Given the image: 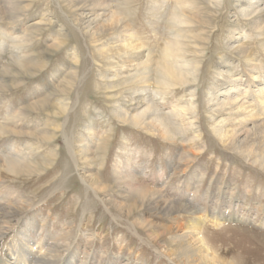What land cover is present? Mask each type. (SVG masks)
Returning <instances> with one entry per match:
<instances>
[{
  "label": "rangeland",
  "instance_id": "obj_1",
  "mask_svg": "<svg viewBox=\"0 0 264 264\" xmlns=\"http://www.w3.org/2000/svg\"><path fill=\"white\" fill-rule=\"evenodd\" d=\"M185 1L181 13L176 0H106L104 7L91 0H0V124L11 127L0 126V260L25 225L35 229V245L45 244L43 253L52 251V264H69L72 255L75 264H184L166 228L176 218L188 226L191 215L119 187L115 166L131 156L148 188L190 203L197 217L210 218L219 203L229 220L208 222L203 236L220 264H264V166L215 132L216 120L230 112L209 103L210 94L233 82L256 90L254 73L264 83V6L259 23L242 13L264 0H220V8ZM115 13L130 33L114 25L92 36L78 22L81 15L86 24H110ZM177 14L190 22L173 21ZM131 42L151 55L144 85L125 83L124 73L134 74L123 66L125 52H106ZM165 62L195 72L197 82L166 87ZM252 94L249 111L257 112ZM141 95L161 108L174 139L123 120ZM192 104L183 118L174 113ZM233 120L221 126L231 129ZM79 139L91 149L86 158L78 154ZM255 151L262 152L258 144ZM91 177L92 184L82 179Z\"/></svg>",
  "mask_w": 264,
  "mask_h": 264
},
{
  "label": "bare ground",
  "instance_id": "obj_2",
  "mask_svg": "<svg viewBox=\"0 0 264 264\" xmlns=\"http://www.w3.org/2000/svg\"><path fill=\"white\" fill-rule=\"evenodd\" d=\"M94 1L97 5L104 7L106 3ZM178 6L180 7V12H185V0H176ZM209 2L213 3L216 7H221L220 0H210ZM261 6L263 4H253L247 6V8L242 9V13L246 16L257 15L256 23H259L263 19V10ZM113 9V8H112ZM208 11L212 10L209 8ZM189 15V14H188ZM109 16H111L109 14ZM108 16V18H109ZM78 22L88 30L92 36H96L98 32L104 30H110L112 26L116 25V27L124 28L126 33H130V26L126 25L125 21L119 17L116 13L113 14L111 20L112 22L109 24L105 23L100 25L99 22H94L91 24L84 23V19L81 15H78ZM110 19V18H109ZM173 21L181 24H185L186 22H190V19L182 14L174 15L172 18ZM196 23V22H195ZM260 25V24H258ZM111 31V30H110ZM102 34V33H101ZM207 40V39H206ZM128 41V39H127ZM174 44H170L169 48L166 50V56H170L172 54ZM244 49V47H240ZM114 51H122L120 53H124V55L128 56L126 64H123L124 68L134 69V74L132 71H127L124 75H127L128 79L125 80V83L129 81L139 80L143 85L146 84V76L151 71V55L146 52L144 45L141 43H126L124 45H117L116 43L112 44L110 48L107 49V53H113ZM254 70H258L257 67H254ZM161 71L164 74V78L162 82L166 87L177 85H187L190 83H196L197 78L195 77V72H190L177 63L165 62L164 65H161ZM231 74V73H230ZM116 76V75H115ZM111 77V76H110ZM235 76H233L234 78ZM253 84L257 85V89L254 90V87H246L243 91L240 87L241 85L233 84L229 85L228 90L222 91L219 89L218 91H214L213 94L209 95V103H212L213 108H217L222 110L223 112H230L229 114H225L226 118L224 120L217 119L215 122V132L219 133L221 138L228 141L233 148L243 151L247 154L249 158H254L257 163H261L264 166V83L259 81L258 73H254L252 76ZM259 81V82H258ZM109 87V86H108ZM68 89V88H67ZM70 89V88H69ZM254 90V92H253ZM134 93L137 94L140 92V87L137 86L134 88ZM253 92V94H252ZM252 94V102H256L257 112L249 111L250 110V101L249 95ZM195 95V93L193 94ZM136 102L133 112L130 114L129 112H125L121 117L125 122L131 121L133 124L138 126L150 125L154 131H157L161 136L165 138L174 139L175 135L171 128V125L168 120L165 119V116L162 114L161 108L157 105L153 98L146 95H141L140 97L133 100ZM67 106V105H66ZM61 106V109L64 113L67 112V107ZM189 109L193 108V104L191 107L186 106L182 107L181 111H175L174 113L179 118L184 117V113L189 111ZM63 113V114H64ZM151 116L148 118V115ZM196 114V113H195ZM230 118H234L235 124L233 127L229 129L228 127H223L221 124L224 122H228ZM6 125V124H0ZM9 126L10 125H6ZM11 128V127H10ZM15 128V127H14ZM56 133H53V136L50 138L48 136H44L43 139L52 140L55 137ZM79 150L78 154L85 156H89L91 149L86 147V141L84 139H79ZM260 146L262 152L260 154L256 153L255 145ZM52 156H56L55 152L52 151ZM87 155V156H86ZM2 163V161L0 160ZM135 160L133 157H128L126 163H119L115 166V182L119 184V187L124 185V189L128 193H134L137 196H140L142 202L146 201L148 197H153V199H157V205H162L166 209H185L189 215H191V221L188 222V226L183 224L182 220L176 218L171 225H169L166 229L171 232L173 235V241L178 242V248H182V252L179 256L180 259H183L184 264H220L218 262L216 255L211 251L208 245L205 243L203 230L204 226L211 222L212 224H224L229 219L222 212L221 206L218 204L215 206L211 217H206L203 219L202 217H197L198 212L190 205V203L183 204L175 202L172 200L168 194H165V191H154L148 188L147 184L143 182V179L138 175V173L133 168V164ZM12 166V164H10ZM13 167V166H12ZM88 184L93 183L92 179H84ZM147 185V186H146ZM150 186V185H149ZM155 188V187H153ZM189 193V192H188ZM187 193V194H188ZM196 191H193L191 196L196 195ZM112 203V200H109ZM152 223V222H151ZM165 227V226H164ZM264 227V224H263ZM44 226H39V231L37 234L39 235L40 231H43ZM35 229L30 226L27 227L23 225V228L19 231V236L21 237L19 240H16L13 245L10 246L9 251H7L0 262L2 264H52L51 260L53 258V254L51 250H47V254L43 253L44 245H35L32 241V233ZM37 235V236H38ZM4 236H0V240H2ZM47 242H53L50 244L51 246H55L54 238H47ZM76 256L70 257L69 264H75ZM68 264V263H67ZM234 264V263H233Z\"/></svg>",
  "mask_w": 264,
  "mask_h": 264
}]
</instances>
